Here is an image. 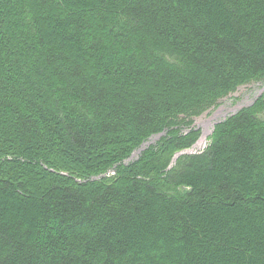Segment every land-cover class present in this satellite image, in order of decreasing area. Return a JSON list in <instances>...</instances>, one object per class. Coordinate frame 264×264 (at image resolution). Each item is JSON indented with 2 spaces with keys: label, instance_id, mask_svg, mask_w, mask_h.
<instances>
[{
  "label": "trees",
  "instance_id": "16d2710c",
  "mask_svg": "<svg viewBox=\"0 0 264 264\" xmlns=\"http://www.w3.org/2000/svg\"><path fill=\"white\" fill-rule=\"evenodd\" d=\"M258 80L264 0H0V264H264V96L161 186L154 147L114 181L22 167L188 147L176 126Z\"/></svg>",
  "mask_w": 264,
  "mask_h": 264
},
{
  "label": "rangeland",
  "instance_id": "374dc122",
  "mask_svg": "<svg viewBox=\"0 0 264 264\" xmlns=\"http://www.w3.org/2000/svg\"><path fill=\"white\" fill-rule=\"evenodd\" d=\"M263 96L264 80L251 81L238 87L235 91L219 99L216 104L212 105V107L208 108L202 114L193 117H187L186 119H189V121H187L188 123H185L184 125H178L176 126V128H178V130L180 131L181 136L191 135L196 132L198 133V136L194 143L188 147L176 148L173 144L169 147H161L162 145H160L159 143L162 141V137H164L168 133V129H164L160 133L151 135L139 146H136L127 157L120 159L119 163L117 162V165H112L101 171H99L101 168L99 162L97 164H95V162H92L88 164V166H84L82 164L80 165L73 159L75 158V156H72L69 152H67V150H65V155L63 156V149L60 152L57 151L54 153H49L48 155L41 158L37 156L31 157L30 163H25L22 167H24L25 170L30 171V175L34 176L33 179H35V181L39 184L40 181L41 183L49 184L56 178L59 179L61 174L72 176V179L74 181L79 180V183L90 178L105 182L114 181L120 177V173H118L120 166L135 167V164L137 165V163H140V159H142L144 152L154 147L160 150H157V153L159 155L154 163L149 165V167H146V169H142V175L152 178L153 180L159 179V182L157 184L161 186L160 182L165 181L166 176L171 171H174L184 165V160L187 158V156L196 157L207 151L212 142V134L215 129L208 128L209 130L211 129V131L209 132V130L207 129V124L209 122L217 121V123H220L226 120L230 115L237 113L238 110L233 111L235 108L239 107L240 105L243 106L240 110L251 108L256 105L258 100ZM222 107L225 108L223 114H220L215 119H213L214 115ZM206 132H208L209 134H206ZM161 151L162 153H160ZM4 156H7V154L0 156V159H3ZM5 158L7 162L19 159V157H12L11 155ZM91 173L95 174L90 177ZM173 188V186L170 188H166L165 186L160 187L162 192L165 193H174L175 191H179V189Z\"/></svg>",
  "mask_w": 264,
  "mask_h": 264
},
{
  "label": "bare ground",
  "instance_id": "6f19581e",
  "mask_svg": "<svg viewBox=\"0 0 264 264\" xmlns=\"http://www.w3.org/2000/svg\"><path fill=\"white\" fill-rule=\"evenodd\" d=\"M243 106H239V107H237V108H235L233 111H236V110H240L241 108H242ZM224 110H225V108L224 107H222L215 115H214V117H213V119H215L218 115H220V114H223V112H224ZM214 121V120H213ZM219 123V122H218ZM217 123V121L215 122H209L208 124H207V129L208 128H215L216 127V125L218 124ZM210 126V127H209ZM209 130V129H208ZM211 131V129L209 130V132ZM208 132H206V134H207ZM209 134V133H208ZM211 135V134H210Z\"/></svg>",
  "mask_w": 264,
  "mask_h": 264
}]
</instances>
